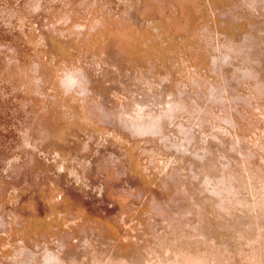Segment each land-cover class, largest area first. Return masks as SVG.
<instances>
[{"label": "rangeland", "instance_id": "obj_1", "mask_svg": "<svg viewBox=\"0 0 264 264\" xmlns=\"http://www.w3.org/2000/svg\"><path fill=\"white\" fill-rule=\"evenodd\" d=\"M0 264H264V0H0Z\"/></svg>", "mask_w": 264, "mask_h": 264}]
</instances>
